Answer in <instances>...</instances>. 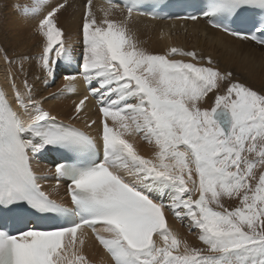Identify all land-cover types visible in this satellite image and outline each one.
Instances as JSON below:
<instances>
[{
    "label": "snow or ice",
    "instance_id": "obj_1",
    "mask_svg": "<svg viewBox=\"0 0 264 264\" xmlns=\"http://www.w3.org/2000/svg\"><path fill=\"white\" fill-rule=\"evenodd\" d=\"M121 3L112 8L126 10L125 19L104 10L98 20L87 0L79 58L59 25L63 0L13 5L40 17L34 32L41 40L36 55L0 48L12 97L0 87V264H90L84 246L92 237L111 264H264V87L196 51L152 52L128 20L134 12L171 18L168 0ZM200 17L264 48V0H209L185 18ZM33 61L45 82L68 73L65 91L85 82L99 101L98 119L78 127L46 110L25 67ZM88 98L75 105L73 120ZM53 154L68 202L40 182L35 161ZM166 211L187 220L203 247L175 232ZM41 218L59 222H33Z\"/></svg>",
    "mask_w": 264,
    "mask_h": 264
},
{
    "label": "bare ground",
    "instance_id": "obj_2",
    "mask_svg": "<svg viewBox=\"0 0 264 264\" xmlns=\"http://www.w3.org/2000/svg\"><path fill=\"white\" fill-rule=\"evenodd\" d=\"M60 2L62 0L46 3L50 6ZM63 2H65V8L58 13L59 25L71 38L74 55L76 53V57L79 58L82 48L79 27L84 16L87 0H84V4L79 0L74 2L63 0ZM31 3L32 0H4L0 8V48L12 52L22 51V55H36L39 53L41 37L34 32V28L40 17L23 15L13 7L14 4L31 5ZM91 7L98 20L103 18L104 10L113 13L111 18L125 19L127 16L126 10L113 9L112 6H105L96 0H92ZM47 10V7H45L44 11ZM128 23L143 42V46L152 52L162 53L170 46L179 47L186 51H196L205 61L208 57H211L216 62V66L219 65L221 68L229 70L236 79L256 88L264 87V48L250 41H242L239 38L222 33L220 30L210 28L205 21L200 20L169 22L133 13ZM25 67L29 71V80L35 85L37 98L48 95L49 99H46L47 97L44 99L43 106L53 115L66 122L74 123L78 127H84L85 123L91 119H98L99 107L95 106L94 97L88 93V86L85 82L79 80L76 83L75 90L69 92L64 90L65 84L68 83L65 79L68 73H65L64 78L55 86L51 79L47 82L44 81L43 73L36 61ZM74 67L75 65L71 66L70 70H74ZM12 70L19 74V65L13 66ZM57 75L63 76V73L58 72ZM9 83V66L4 58L0 56V87L9 91V98L11 99ZM52 94L54 97H50ZM85 95L89 97L85 101V108L80 114V118L73 120L75 105ZM92 132L94 135L97 134L98 128H93ZM137 139L139 140V138ZM139 146L144 155H149L152 151L151 146L142 140L139 141ZM56 162L53 154L38 159L35 161V166L38 172L43 174L44 178L40 182L44 190L53 199L66 201L68 185L58 180L55 173ZM166 215L169 226L175 232L179 233L193 246L202 245L197 230H190L187 220H177L171 212L167 211ZM84 248L90 264H111L107 252L95 241L94 237L86 241Z\"/></svg>",
    "mask_w": 264,
    "mask_h": 264
},
{
    "label": "rangeland",
    "instance_id": "obj_3",
    "mask_svg": "<svg viewBox=\"0 0 264 264\" xmlns=\"http://www.w3.org/2000/svg\"><path fill=\"white\" fill-rule=\"evenodd\" d=\"M57 1H59V0H46V2H49V3H54V2H57ZM69 1H71V2H74L75 0H69ZM3 2H4V0H0V8L2 7V4H3ZM79 2H81L82 4H84V0H79ZM20 52V53H19ZM15 53V54H14ZM20 55H22V51H8V54H9V56L11 55V56H18L19 54ZM75 56H76V53H75ZM217 67L221 70V71H229V70H227V69H223V68H221L219 65H217ZM70 68H71V66H70ZM230 72V71H229ZM61 74L63 73V76H56V78H55V80L53 81V84L56 86L57 85V83L59 82V81H61V79L62 78H64V74H65V72H60ZM234 75V74H233ZM235 77V76H234ZM250 85V84H249ZM54 97L53 96V94L52 95H50V97ZM210 96H211V94H210ZM47 97V98H46ZM43 98H46V99H49L48 98V95H45ZM93 100H95V106L96 107H99V101L96 99V98H93ZM97 103V104H96ZM210 106V105H209ZM235 204H236V201H226V206H235ZM198 247H203V245H200V246H198Z\"/></svg>",
    "mask_w": 264,
    "mask_h": 264
}]
</instances>
